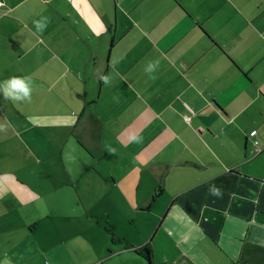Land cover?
Segmentation results:
<instances>
[{
	"label": "crops",
	"instance_id": "obj_1",
	"mask_svg": "<svg viewBox=\"0 0 264 264\" xmlns=\"http://www.w3.org/2000/svg\"><path fill=\"white\" fill-rule=\"evenodd\" d=\"M0 2V264H264V0Z\"/></svg>",
	"mask_w": 264,
	"mask_h": 264
},
{
	"label": "clouds",
	"instance_id": "obj_2",
	"mask_svg": "<svg viewBox=\"0 0 264 264\" xmlns=\"http://www.w3.org/2000/svg\"><path fill=\"white\" fill-rule=\"evenodd\" d=\"M38 31H43L47 26V18H42L41 20L33 22ZM158 67V62H149L146 72L153 73ZM151 79H155V76H151ZM101 79L105 84L109 83L108 76H102ZM31 78L30 77H17L12 76L6 80L3 84H0V91H3L4 97L6 99H11L13 101H31ZM114 151V150H113ZM209 193L211 195L220 196L221 192L219 188L211 186L209 188ZM4 264H10V261L5 260Z\"/></svg>",
	"mask_w": 264,
	"mask_h": 264
},
{
	"label": "trees",
	"instance_id": "obj_3",
	"mask_svg": "<svg viewBox=\"0 0 264 264\" xmlns=\"http://www.w3.org/2000/svg\"><path fill=\"white\" fill-rule=\"evenodd\" d=\"M105 231L110 235L111 237V242L114 241V236L112 233V228L110 225H107L105 227ZM136 253H138L140 256H142V258L148 263H151V256H150V248L148 245H144L143 247L137 248L135 249Z\"/></svg>",
	"mask_w": 264,
	"mask_h": 264
},
{
	"label": "built area",
	"instance_id": "obj_4",
	"mask_svg": "<svg viewBox=\"0 0 264 264\" xmlns=\"http://www.w3.org/2000/svg\"><path fill=\"white\" fill-rule=\"evenodd\" d=\"M1 7H2V3L0 2V8H1ZM184 120L187 122V121L189 120V117H188V116L184 117ZM254 135H255V131H254V130H252V131L249 132V136H250V137H254ZM252 143H253L254 146L257 145V141H256V140H253ZM254 150H255L256 152L259 151V149H258L257 147H255Z\"/></svg>",
	"mask_w": 264,
	"mask_h": 264
}]
</instances>
